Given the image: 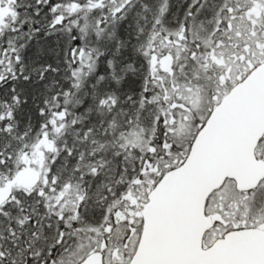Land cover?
Here are the masks:
<instances>
[{"label":"snow or ice","instance_id":"obj_1","mask_svg":"<svg viewBox=\"0 0 264 264\" xmlns=\"http://www.w3.org/2000/svg\"><path fill=\"white\" fill-rule=\"evenodd\" d=\"M0 264H264V0H0Z\"/></svg>","mask_w":264,"mask_h":264}]
</instances>
